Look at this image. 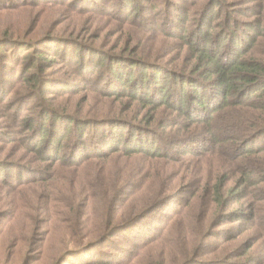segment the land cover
I'll return each mask as SVG.
<instances>
[{
	"label": "rangeland",
	"instance_id": "rangeland-1",
	"mask_svg": "<svg viewBox=\"0 0 264 264\" xmlns=\"http://www.w3.org/2000/svg\"><path fill=\"white\" fill-rule=\"evenodd\" d=\"M11 1L14 0H0V168H3V172H0V264L6 263L4 260L10 259L14 253H17V262L10 264H166L165 252L172 246L182 244L180 231L183 233L186 230L191 233L194 246L199 243L210 244L209 249H201L196 256L192 254L196 261L186 264H264V171L260 176L236 175L233 178L229 184L230 188L220 194L228 196L225 203L230 201L226 205V212L237 210L242 212V216L228 218L229 220H225V223L222 221L221 225L216 224L209 228L211 232L203 233L205 231L201 228L204 226L201 224L203 210H189L183 213L180 211L186 203L193 202L188 199L192 197L194 186L199 185L203 189L207 181L212 185L215 183L211 179L212 174L217 177L233 173L236 170V166H233L235 157L248 162L261 158L258 155L264 152L251 148L252 144L248 142L249 139L252 141V135L245 142H240L234 158L229 159L228 155H224L232 164L231 168L216 162L214 158H208V155L198 157L207 150L208 144L204 140L211 137L201 128L202 124L197 129L199 137L190 141L189 149L177 150L179 147L182 149L183 145L180 144L172 150L171 140L181 141L182 136L185 135L186 138V135H189L185 132L179 135L180 131L174 127V123L171 124L178 115L166 114L164 121L155 122L163 124L166 127L165 132L162 128L156 132L154 130L155 133L130 128L143 119V112L137 113L142 105L137 98H146L147 94L142 92L141 88L131 87V83L124 85V88L116 87L114 83L117 78L108 74V71L118 74L121 67L124 72L131 71L138 76L142 72H156L155 69L147 67L126 65V62L121 65L110 56L115 52L130 54L129 50H132L130 46L127 50L122 43L126 22L134 29L153 33L152 37L147 38L149 41L146 45L163 41L164 56L154 55L153 58L162 61L165 57L172 67L181 68L183 63L189 64L187 61L183 62V57L179 58L178 52L173 54L179 46L175 42L178 39L169 37L167 32L170 31V26L165 20L170 16L173 21H178V25H182V14L187 10L190 13L187 26L193 28L200 18L199 12L202 13L204 8L207 24L212 25L209 26V33H217L222 27L232 29L233 26L228 22L219 24L225 14L220 0L219 4L210 3L214 0H153L151 3L133 0V4L126 7L120 6L117 0H45L37 6L33 2L35 6L21 10L14 9L15 5ZM230 1L235 5L228 4L225 9L237 11L232 15L238 19V10L245 11L256 3L252 2L253 0ZM139 6L140 14L146 17L144 21L141 17L133 18V14L126 11L127 8ZM180 8L184 10L180 11ZM211 19H214V22H211ZM248 33L249 31L247 35L244 32L239 34L238 38H242L243 46H250L251 37ZM228 45L229 40L226 42V49ZM47 49L54 53L43 55L55 59V62L52 65H41L33 55L41 51L46 52ZM98 50L109 53L104 61L105 57L97 53ZM108 63H111V67ZM193 79L186 80L185 89H188L187 85L189 88L193 87ZM176 80L174 75L170 74L162 79L159 87H173ZM150 89H153V86L147 92ZM209 89L213 90V87ZM209 104L211 106V102ZM193 106L196 112L197 105ZM157 113L162 115L166 111ZM50 114L62 115L64 118L53 122ZM124 117L128 120H122ZM60 126L62 127L59 128ZM253 135L255 136V133ZM41 137L49 138L51 142L47 147L50 149L54 150V146L58 145L57 141L61 140L66 141L68 147L59 160L63 166L54 171L60 164L56 163L52 169L39 171V178L48 174L47 172L55 173L56 180L52 183L58 186L63 182L68 186H60L56 190L38 187L32 190V187L23 185L14 197H9L11 184H19V181L30 175L33 168L47 167L51 162L44 159L46 155L43 154L41 158L35 154V145ZM80 137L86 140L78 146L74 138ZM163 140L169 141V144L161 147ZM112 142L119 148L116 155L127 154L122 149L126 146H142L161 153L158 160L149 158V161H154L153 169L157 173L166 172L165 179L155 186H164L165 189L157 194L158 201H171V204L162 208L157 206L156 208L160 209L156 215L165 223L171 219L173 222V231L170 232L169 229L158 237L159 242L152 241L158 235L153 230L136 240L137 243L146 244L144 247L135 248L136 244L123 247L120 241L117 245L120 250H126L128 259L119 263L114 260L106 262L112 258L117 259L120 253L115 249L106 248L105 245H100L104 254L99 257L93 253L89 256V252L85 251L78 253L74 250L78 248V243L66 242L68 237L82 233L80 226L68 230L70 223L75 224L77 217L86 218V214L72 213L73 209L67 207V202L73 201L76 204L74 209L79 208L87 201L92 181L95 180L96 184L98 181L102 182L103 178L106 182L116 179V164L121 163V160L116 163L113 161L105 172L99 165L86 166L89 161L99 163V160H94L96 155L91 154L98 147L108 151ZM218 142L226 146V142ZM55 156L57 159L58 156ZM188 163L191 170L187 168ZM135 168L134 182L140 184L139 176L143 164H137ZM4 181L8 184L2 185ZM188 184H191V187L187 186ZM99 191L98 198L102 196ZM233 192L235 194L232 196ZM50 194H55L52 198L55 201H47ZM201 194L203 199L200 201L204 205L210 201L211 192L204 189ZM236 194H240L238 202H235ZM5 201H23L28 208L18 214V209L4 204ZM173 201H178L175 202L176 206ZM19 203L21 202L12 204ZM204 234L210 237L199 239ZM96 248L91 251H96ZM105 251L116 255L111 257V253L109 255ZM183 257L178 258L176 264H182ZM94 259L100 261H93Z\"/></svg>",
	"mask_w": 264,
	"mask_h": 264
},
{
	"label": "trees",
	"instance_id": "trees-1",
	"mask_svg": "<svg viewBox=\"0 0 264 264\" xmlns=\"http://www.w3.org/2000/svg\"><path fill=\"white\" fill-rule=\"evenodd\" d=\"M41 1L45 0H14L11 2L15 5L14 9L21 10L35 6V3L37 6ZM145 2L151 3L153 0H145ZM220 2L223 10H225V14L222 19L223 21L219 24L223 25V23L228 22L233 26L232 29L222 27L217 33H209V26L212 25L210 23L207 24L205 18L206 13H204L206 9L204 8L202 13L199 12L200 18L193 28L187 26L190 13L184 10V8H180V11L184 10L182 14L184 19L179 14V17L183 19L182 25H178V21H173L170 16L165 20L170 26V31L167 32L169 37L178 39L175 42L179 46L175 48L173 54L175 55L178 52L180 56L178 57L180 59L183 57V62L187 61L189 64L183 63L181 68H178L177 66H170L169 60L165 57H163L162 61L153 58L154 55L165 54L163 51L165 48L163 41H159L158 43L152 42L151 45H146L149 41L147 38L152 37L153 33L134 29L130 23L126 22L122 43L126 46L127 50H129V46L132 50H129L130 54L115 52L110 56L116 62L121 63V65L126 62V65L147 67L155 69L156 72H142L138 76L134 75L131 71L124 72L123 67H121L117 72L118 74H114L111 71H108V74H112V78H117V82L114 83V85H117L116 87L124 88V85L128 86L131 83V87L141 88V91L147 94L146 98L141 96L137 98L138 101L142 102L141 107H137L139 109L137 113L143 112V119L139 124H133L130 128H139L142 131H151L152 133L162 128V131L165 132L166 127L161 123L155 122H162L165 120L164 116L166 114L173 115L175 113L178 116L171 124L174 123V127L180 131L179 135L182 132L189 133V135H186V138L185 135L184 137L182 136L181 138L183 139L181 141H177V139L171 140V149L178 148L180 144L183 147L182 149L179 147L177 150L186 151L189 149L188 144L190 141L199 137L197 129L202 124L203 127L201 128L206 130L211 137L204 140L208 144L207 150L202 155L197 154L198 157L202 158L208 155V158H214L216 162L219 161L223 166L231 168L232 164H230L224 155H228L229 159L234 158L240 147V142H245L251 135L253 139L252 141L251 139L248 141L249 144H252L251 148H256L259 152H264V0H253L252 2L256 3L248 7L245 11L238 10L240 12V19L232 15L237 11L225 9L228 4L235 5L232 1L220 0ZM117 3L120 6L126 7L131 6L133 0H117ZM210 3L219 4V1L214 0ZM140 9V6L135 8L130 7L126 11L131 12L133 18L140 19L141 17L144 21L146 17L140 14ZM213 20L211 19V22H214ZM247 30L249 31L248 36L251 37L249 39L250 46L247 44L243 46L242 38L238 37L241 32L247 35ZM226 38L228 39L225 40ZM228 40L229 45L226 49L225 46ZM32 45H28V47ZM47 50L46 52L41 51L39 54L33 55L41 62V65H52L55 62V59H49L43 55L45 53H54L50 49ZM97 53L105 57L103 61L109 55L106 51L98 50ZM62 57L63 54L60 55V58ZM118 63L117 65L119 66ZM108 66L111 67V63H108ZM170 74L174 75V79H177L174 86L170 88L167 85L159 87L162 79L167 78ZM188 78H194L191 81L193 87L189 88L190 86L187 85L188 89H185ZM152 86L153 89L147 92ZM209 87H213V90H210ZM115 93L121 94L119 92ZM210 102L211 106L209 104ZM193 104L197 105L196 112L193 110ZM161 110H165L166 113L159 115L157 111ZM47 118L49 117L47 116ZM59 118L62 119L64 117L58 114L51 115V121L53 122H57ZM122 120L128 119L124 117ZM144 121L145 124H143ZM250 131H253V133H250ZM254 133L255 136L253 135ZM38 140L35 145V154L40 155L41 158L44 154V156L46 155L44 159L51 160V162L47 167L33 168L30 171V175L26 179L19 181V184H11L9 197H14L19 191V187L23 185L32 187V190L36 187L56 190L60 186L62 188L68 186L63 182L58 186L52 183L56 180L54 179L55 173L47 172L48 174L42 178H39L38 173L47 168L52 169L56 163H60L59 160L64 156L65 149L68 147L67 142L64 140L57 141L58 145L56 144L53 150L47 147V144L51 142L49 138L41 137ZM85 140V138L83 139L81 137L80 139L74 138L78 146L84 143ZM218 140L226 142V146L219 144ZM163 141L161 147L169 144V141ZM122 149L127 154L116 155L119 152V148L117 145L114 146L113 142L108 151L103 147H98L91 155H96L94 156L96 158L94 160H99L100 162L93 163V161H89L86 166L99 165L105 172L108 170L109 164L113 161L116 163L121 160V163L116 164L118 168V171L114 173L116 179L112 182H106L103 178L102 182L98 181L96 184L95 180L92 181L89 185L90 190L88 191L87 201H84V205L79 208L74 209L76 207L75 202H67V207L73 209L71 211L72 213L86 214V218L77 217L75 224L72 225L70 223L69 227H67L68 230L72 227L80 226L79 228L82 230V233L68 237L66 242L72 241L78 243L79 249L75 248L74 250L78 253L84 251L89 252V256H92L93 253L102 257L104 250H100V245H105L109 249H115L120 253V256L117 259L112 258L106 260L109 263L113 262V260L119 263L128 259L126 250H120L117 245L120 241L123 247L136 244L135 248H141L146 246V244L142 242L137 243L136 240L150 230L158 234L152 240L153 242H159L160 239L158 237L162 236L167 230L170 229V232L173 231L172 219L165 223V221L160 220L156 215L158 209H160H157V206L162 208L171 204V201H158L157 194L164 192L165 189L164 186H155L165 179L166 172L157 173L153 169L155 167L154 161H149V158L158 160L161 153H157L156 150L153 152V149H145L142 146L136 148L126 146ZM55 154L58 156L57 159ZM258 156H261V158L253 159L250 162L235 157L233 166H236V170L233 173H228V175L226 173L223 176L217 177H213L212 174L211 179L215 181L213 185L210 181H207L203 189L199 185L194 186L191 191L192 197L188 199V201L193 202L186 203L185 207L180 211L183 213L189 210H203L204 215L201 216V224L204 225L201 228L205 231L203 233L211 232L209 228L214 227L216 224L221 225L222 221L225 223L229 220L228 218H233L234 216L241 217V211L231 210L228 213L226 212V205L230 201L225 203L224 201L228 199V196L224 197L220 193H225L230 188L229 184L236 175L260 176L264 171V154ZM137 164H143V169L139 176L140 184L134 182L135 177L133 176ZM60 166H63V163L55 167L54 171L58 170ZM187 168L191 170L189 163ZM0 172H3V168H0ZM5 176L7 178L6 173ZM1 184L7 185L8 183L4 181ZM187 186L191 187V184ZM204 189L206 192H211V197L210 201L205 202L203 205L200 200L203 199L201 192ZM98 191L102 193L100 198L97 197ZM234 194L235 192H233L232 196ZM54 195L50 194L47 201H55L52 199ZM234 198L235 202H238L240 194H236ZM17 202L21 203L19 205L12 204ZM173 202L175 205V202L178 201ZM4 204L14 206L18 209V214H21L24 209L28 208V205L23 201H11V203L5 201ZM90 216L92 218L89 219ZM164 216L165 213H163ZM141 227L142 231H140ZM180 233L183 237V242L178 246H172L165 252L166 264H176L177 259L182 256H184L181 259L183 260L181 261L182 264L196 261L197 259L195 257L193 258L192 254L196 256L201 249H209L210 244L199 243V245L194 246V239L188 230L183 233L180 231ZM205 237H210V235L204 234L199 239L203 240ZM94 248H96V251H91ZM105 252L109 255L111 253V257L116 255L110 251ZM16 255L14 253L10 259L4 260L6 263L1 264L17 262ZM93 261L98 262L100 260L94 259Z\"/></svg>",
	"mask_w": 264,
	"mask_h": 264
}]
</instances>
